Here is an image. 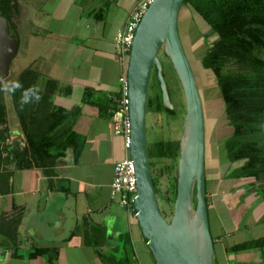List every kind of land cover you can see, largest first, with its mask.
<instances>
[{
	"label": "crops",
	"instance_id": "obj_1",
	"mask_svg": "<svg viewBox=\"0 0 264 264\" xmlns=\"http://www.w3.org/2000/svg\"><path fill=\"white\" fill-rule=\"evenodd\" d=\"M28 1L20 0L25 12L17 57L25 65L17 80L28 70L26 89L38 88L39 101L48 97L54 107L79 109L66 127L85 145L77 160L69 148L57 165L43 169L29 148L26 156L11 159L12 140L23 137L22 131L11 128L0 139V264H119L129 256V245L135 264H155L137 218L112 196L115 166L128 155L110 117L127 70L115 37L138 0ZM10 99L9 117L21 103ZM216 159L210 152L215 175L207 177L213 186L207 198L216 264H264V243L256 245L264 238L263 194L250 184L253 179L228 178L241 163L222 167ZM38 249L52 250L56 258L31 257Z\"/></svg>",
	"mask_w": 264,
	"mask_h": 264
},
{
	"label": "trees",
	"instance_id": "obj_2",
	"mask_svg": "<svg viewBox=\"0 0 264 264\" xmlns=\"http://www.w3.org/2000/svg\"><path fill=\"white\" fill-rule=\"evenodd\" d=\"M184 5L190 6L203 18L211 36H217L205 54L202 64L217 78V85L226 106V117L233 129L224 144L227 161L232 165L241 163V166L229 172L228 178L255 179L262 183L264 182V0H185ZM24 12L20 0H0V14L10 22L12 33L19 41ZM161 60L169 95L175 107L172 112L165 108L158 72L154 68L147 112L164 114L174 121L178 119L181 111L178 110V106L183 110L186 109L183 105L185 95L172 62L164 51L161 52ZM229 66L233 68L230 69ZM28 75V70H24L16 81L21 87L10 92L14 102H19L22 93L27 90ZM5 94L7 88L0 81V125L5 126L4 132L0 135L2 140L5 139V133L9 132ZM88 98L90 94L87 92L85 102ZM48 99L50 98L42 97L39 102L30 100L26 104L20 103L17 112L27 148L38 166L43 169L57 165L59 157L69 148L73 149L77 160L85 145L70 126L66 127L70 118L78 114L79 109L68 112L54 107ZM116 109H118L117 105L110 117H114ZM102 115L106 116L104 113ZM149 156L156 194L162 214L167 219L168 214L163 204L174 207L177 198L180 140L154 142L149 146ZM154 159H170L173 162V166L167 169H172L175 173L170 177L171 186L165 193L160 189L155 176ZM30 165L26 163L25 166ZM260 193L263 194L261 190ZM194 198L197 205L196 190ZM207 205L209 207L208 198ZM133 214L136 217V212ZM19 223L20 220H17V225ZM262 243L264 238L256 245L261 246ZM128 253L129 256L122 259L119 264H133L134 255L130 257L133 254L131 245ZM42 255H49L51 261L56 258L52 255V250L48 249H38L30 256L34 258Z\"/></svg>",
	"mask_w": 264,
	"mask_h": 264
},
{
	"label": "water",
	"instance_id": "obj_3",
	"mask_svg": "<svg viewBox=\"0 0 264 264\" xmlns=\"http://www.w3.org/2000/svg\"><path fill=\"white\" fill-rule=\"evenodd\" d=\"M185 0H155L136 32L128 66L132 147L138 191L135 212L156 264H216L207 205L206 113L203 96L179 31V17ZM20 41L11 33L9 21L0 14V81L10 75ZM168 56L181 83L186 102L180 157L177 198L171 221L162 214L156 194L149 156L147 108L154 68L161 84L163 103L172 112L174 105L163 71L161 52ZM11 159L26 156L27 147L15 140ZM195 190L197 205H195Z\"/></svg>",
	"mask_w": 264,
	"mask_h": 264
},
{
	"label": "rangeland",
	"instance_id": "obj_4",
	"mask_svg": "<svg viewBox=\"0 0 264 264\" xmlns=\"http://www.w3.org/2000/svg\"><path fill=\"white\" fill-rule=\"evenodd\" d=\"M24 1L25 2L22 4L27 5L30 3L28 0ZM179 31L186 54L192 63L203 96L207 125V154L209 155L207 162V177H209V180H211L214 179L213 176L215 175V165L212 163V161L210 162V152L212 154L214 153L217 156L216 160H218V163L222 167H224L227 162V154L224 149V144L229 139L231 131L233 130L232 127H230L226 117V106L223 101L221 91L217 85V78L214 76L211 70L206 69L202 64V60L205 54L207 53L208 49L213 44V42L216 40L217 36H211V32L208 29V26L203 20V18L197 15L191 9L190 6L185 5H183L181 9L179 17ZM24 65V59H22L21 56H18L17 59L15 61L13 60L11 64L10 75L3 80L4 86L7 88V94H5L4 96L6 108L8 103H11V94L9 88L12 85V82L17 80V75L20 74ZM229 68L232 69L233 67L229 66ZM173 105L175 107V104ZM183 105H185L184 108H186L185 101ZM178 110H181L179 112V117L177 120L174 121L171 120V118H167L164 114H159L156 112L148 113L147 136L149 146H151L154 142L180 139L186 109L183 110V108H179L178 106ZM6 114L7 127L9 129L16 128V130L20 133L22 130L21 127L17 126V124L20 123L18 122L17 117H15V115L17 116L16 111L12 108L9 117L7 109ZM8 135L10 137L9 139H12V134L8 133ZM23 137L19 136L18 139L22 138V141L27 142L25 135ZM15 140H12V142H14ZM154 161L156 164L155 176L158 179L157 181L160 186V189L163 193H165L167 192V190L170 189V177L172 176V174L174 175L175 173L174 170L171 169V171L167 169L173 166V162L170 159H154ZM220 171H222V169ZM209 180L207 183V190L209 188L210 191V187L213 186L211 185L212 182H210ZM245 181L250 180L245 179ZM250 184L256 185V183L253 181ZM258 184H260L258 185V187H260V189L264 191V182ZM163 207L165 208L168 214L167 220L171 221L174 212V207L168 206L165 203L163 204ZM137 252L139 255H141L142 253L139 249L137 250ZM132 256L133 255H130V257ZM153 261L156 264L154 258ZM132 263L135 264L136 260L132 259Z\"/></svg>",
	"mask_w": 264,
	"mask_h": 264
},
{
	"label": "built area",
	"instance_id": "obj_5",
	"mask_svg": "<svg viewBox=\"0 0 264 264\" xmlns=\"http://www.w3.org/2000/svg\"><path fill=\"white\" fill-rule=\"evenodd\" d=\"M155 0H138L137 6L128 21L125 29L120 30L115 37L117 56L120 60L127 63L126 72L120 77L122 85L121 94L115 98L118 109L115 111L114 128L115 133L124 140V147L127 150V157L118 161L115 166V176L112 184L113 198H119L120 204L129 209L131 213L135 212L136 194L138 191V180L135 164L130 156L132 147V124L130 120V99L128 83V64L130 52L136 36V32L142 22V19Z\"/></svg>",
	"mask_w": 264,
	"mask_h": 264
},
{
	"label": "clouds",
	"instance_id": "obj_6",
	"mask_svg": "<svg viewBox=\"0 0 264 264\" xmlns=\"http://www.w3.org/2000/svg\"><path fill=\"white\" fill-rule=\"evenodd\" d=\"M20 87L21 85L19 83H16L12 90L19 89ZM38 93H39L38 88H32V89L25 90L21 96V103L26 104L30 102L31 98H34L36 101H39L40 95Z\"/></svg>",
	"mask_w": 264,
	"mask_h": 264
},
{
	"label": "flooded vegetation",
	"instance_id": "obj_7",
	"mask_svg": "<svg viewBox=\"0 0 264 264\" xmlns=\"http://www.w3.org/2000/svg\"><path fill=\"white\" fill-rule=\"evenodd\" d=\"M23 7V6H22ZM24 9V8H23ZM10 23V22H9ZM10 28H11V24H10ZM11 33H12V29H11ZM13 34V33H12ZM15 35V34H14ZM160 114V113H159ZM206 140H207V138H206ZM253 182H255L256 183V185L255 184H253L254 186H256V188H257V190L258 191H262L263 192V195H264V191L262 190V189H260V187H258V185H260V184H258V183H260V182H258V181H256L255 179H253Z\"/></svg>",
	"mask_w": 264,
	"mask_h": 264
}]
</instances>
